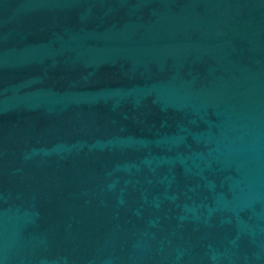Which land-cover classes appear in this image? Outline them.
Instances as JSON below:
<instances>
[{
    "label": "water",
    "instance_id": "95a60500",
    "mask_svg": "<svg viewBox=\"0 0 264 264\" xmlns=\"http://www.w3.org/2000/svg\"><path fill=\"white\" fill-rule=\"evenodd\" d=\"M0 264H264V0H0Z\"/></svg>",
    "mask_w": 264,
    "mask_h": 264
}]
</instances>
